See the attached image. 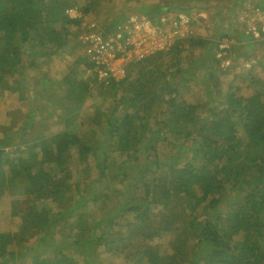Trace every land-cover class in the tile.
Instances as JSON below:
<instances>
[{"label": "trees", "instance_id": "1", "mask_svg": "<svg viewBox=\"0 0 264 264\" xmlns=\"http://www.w3.org/2000/svg\"><path fill=\"white\" fill-rule=\"evenodd\" d=\"M89 1L0 0V80L14 73L13 61L17 59L13 54L15 50L29 47L32 55L34 41L36 47L53 49L52 57L58 49L67 45V34L72 33L78 39V33H88V24L83 26L86 20L81 17L70 19L66 12L77 5L88 14L86 4ZM172 9L171 5L164 6L156 15ZM190 10L194 11L195 8L181 12L189 14ZM231 19L229 22L223 20L222 34L228 40L238 41L243 35L238 21ZM159 29L157 32L163 33ZM225 29H229V32H225ZM223 36L221 32L216 35ZM184 43L190 49L198 50L207 45L195 37ZM79 46L82 54L84 46ZM179 46L175 44L167 51ZM212 50L214 52L205 55V59L211 62L214 70L218 65L216 44ZM179 53L175 51L173 55ZM169 62L170 58L164 59V64L169 68L178 67ZM146 65L156 68L155 72ZM160 68L159 54H152L130 64L123 80L105 88L113 90L128 82L124 98L132 108L131 114L126 111L115 120L105 121L104 117L95 115L97 125L103 122L107 125L106 141L115 142L109 146L108 152V147L100 143L97 148L101 155L96 156L71 131L58 132L49 137V143L38 141L11 156H2L0 152V203L5 195L25 196L46 203L43 208L35 206L26 212L16 210L20 206L18 203L0 209V264H16V257L32 255L28 250L17 252V246L21 245L19 238L32 239L43 233L40 241L45 243L52 231L71 240L65 243L71 244L67 248L63 246L65 244L60 246L67 254L61 253L59 258H55V254H48L42 263L34 264H58L59 260H73L74 252L80 253L81 242L87 247L85 251L97 248L101 253H106L109 249L111 254L108 256L123 258V264H169V254L159 253L167 247L172 250L171 254L178 257L175 264H183L192 254L186 246L188 240L192 242L188 245L196 251L195 264H264V252L258 251L259 247L244 254L246 258H234L237 250L226 249L227 246H236L238 240L242 243L253 242V235H257L255 228L264 225L260 223L264 222V142L252 138L249 132L242 135L249 127H257L254 130L262 127L261 132L264 133V87L246 99L240 108L231 105L219 109L210 114L211 119L206 121H202L204 116L201 114L194 116L191 106L184 104V101L157 118L156 115L146 114L150 104L163 99L157 86ZM241 74L248 80L263 79L264 84V77L261 76L264 72ZM77 92V88L73 89L72 95L65 99L70 106L73 101V111L79 104L80 95ZM178 95H181L180 91ZM75 97H78L76 102ZM208 106L209 103L203 106V112ZM67 111L71 113L68 108ZM29 118L33 123V117ZM150 119H156L151 130H160V136L154 137L148 133ZM241 142L245 147L241 146ZM159 161L160 166L157 165ZM152 165H155L154 173L151 172L147 178L140 175L149 172ZM238 165L244 167V172L236 167ZM219 173L228 175L231 181L243 182L248 194L241 202L226 204L223 211L235 212L225 222L228 231L214 234V224L200 218L209 216L202 210H212L208 201L214 184L222 181L223 174L213 182ZM203 177V180L197 181ZM103 182H107V186L104 187ZM116 186L121 187L124 202L131 206L123 210L117 208L114 213L118 199L111 189ZM63 191L69 194L72 202L61 200ZM49 201L55 204L51 205ZM88 202L93 204L92 209L79 212ZM198 202L197 207L195 203ZM132 209L133 215L129 212ZM15 217L22 222L20 232L1 229V221L7 224ZM152 231L156 234L153 245L146 241V236ZM132 236L136 238L134 242L140 239L144 243L140 249L144 254L127 255ZM203 245H206L204 251L198 254ZM247 247L249 245L245 249ZM245 249L239 250L243 251L242 255ZM85 254L83 252L81 255ZM255 259L259 261L255 262Z\"/></svg>", "mask_w": 264, "mask_h": 264}, {"label": "rangeland", "instance_id": "2", "mask_svg": "<svg viewBox=\"0 0 264 264\" xmlns=\"http://www.w3.org/2000/svg\"><path fill=\"white\" fill-rule=\"evenodd\" d=\"M243 1L109 0L101 2L100 0H91L86 4L88 14L83 12V8L80 10L79 6L75 5V7H71V10L77 12L78 15L73 11L69 12L68 15H77L79 16L77 18L81 17L86 20L87 23L84 22L83 26L85 27L88 24V28H93L89 33L94 34V37L105 41L107 44L111 43V48H114L112 41H115L116 45L121 48L126 47L128 43L134 40L136 41L137 38L130 34L134 30L136 34L140 30H143L148 44H150L153 41L154 36L152 35H154V32L156 31L159 34L157 32L159 27V30L163 32L160 33V37H169L171 46L153 53L159 54L161 68L157 74L159 83L157 86L159 87L158 92L162 94L163 99L157 101L160 102L157 105V102L150 104L146 115H156L158 116L157 118H160L163 112L171 111L172 106L184 101V104L191 106L194 116L201 114L204 116V120L202 119V121H206L211 119L210 114L219 109H224L231 105L240 108L246 103V99H249L253 93L261 90L262 86L264 87L262 83L263 79L248 80L237 68H233L230 71V75L224 74L223 76L218 71L213 70L211 62L205 59V55L214 52L212 49L215 47V44L218 46L220 41L227 40L222 34L224 31L223 20L229 22L232 18L237 22L238 15L236 11L239 4ZM167 5L173 6V9L168 13L156 15L158 10ZM190 8H195V10H190L189 14L181 12L187 11ZM181 13L186 14L189 21L179 30L173 29L171 21L177 14ZM138 18L141 20L139 21ZM157 22H159V25H157ZM218 32H221L223 37H216ZM225 32H229V29H225ZM78 34L80 35L78 39L77 36H72V33L67 34V38L69 37L67 45L58 49L52 57L50 55L53 49L48 50V48L36 47L34 41L32 42L34 54L31 55L29 47L14 51L13 54L17 56V59L13 61L12 69L14 73L10 76H3L0 80V152L2 156H11L17 151L24 150L25 146L29 147V145H33L38 141L49 143V137L58 132L71 131V134L75 135L80 143L87 146L96 156L101 155L97 148L98 144L102 143L108 147L107 152L110 150L109 146L115 144V142L113 144L106 141L107 125L104 122L100 126L97 125L95 115L98 114L100 117H104L105 121H108L121 118L122 114L126 111L131 114L132 108L124 98L125 85L128 82L113 90H106L108 87L106 89L92 88L91 83L87 81L88 67L86 64L88 58L84 54L85 48L82 49L83 53L81 54L79 46H84V40L88 36L84 37V33ZM126 35L127 38H125ZM191 37L200 39L207 45L202 46V50H198L197 48L190 49L183 42ZM231 42L229 51L226 50V53H223L224 57L230 56L227 57L229 60L238 64L241 61L242 55L245 56L252 53L251 48L253 46H250L252 45L251 42L241 35L238 41L233 40ZM240 42L245 43L239 46ZM175 44L181 46L167 51ZM152 45L148 46L150 48L149 51H152ZM254 49L258 50L256 46ZM175 51H179L180 53L174 56ZM207 51L209 53H206ZM168 58H170V64L174 67L178 66L176 69H171L168 65L164 64V59L168 60ZM146 67L153 72L156 70V68H150L148 65ZM210 68L211 70H209ZM261 76L264 77V74ZM76 88L79 91L77 93L80 95V98L76 110L73 111V101L70 106L65 99L69 98L73 93V89ZM178 91L181 92L180 96H177ZM230 96H232V99H230ZM75 99L76 102L78 97H75ZM207 103H209V106L203 112V106ZM67 108L71 110V113H68ZM30 116L33 117V123L29 121ZM154 121L153 119L149 120L150 128L148 133L154 137L160 136V130H151ZM256 128L249 127L242 135L249 132L252 138H257L264 142V133L261 132L262 127L260 130H254ZM238 133L240 134V132ZM107 135L110 138L112 137L109 133ZM241 146L245 147L243 142H241ZM157 165L160 166L161 162L159 161ZM154 166H150L149 169L151 170L149 172L141 173L140 175L144 178L149 177L151 172L154 173ZM221 167L222 165L219 168ZM236 167H239L244 172L243 166L238 165ZM234 168H230V170ZM221 174L223 173H219L218 176L214 177L213 182L217 181ZM203 179L204 177L197 181L200 182ZM221 180L217 184H214L211 198L208 201L212 205V210H202L209 216L200 218V220L204 219L214 224V229L212 230L214 234L227 233L228 231L225 222L235 212L223 211L226 204L228 202H241L248 194V188L245 187L243 182L239 180L231 181L226 174L222 175ZM106 184L107 182L102 183L104 187L107 186ZM122 188L125 189L124 187ZM111 192L118 199L114 213L117 208L123 210L131 206H127L124 202L125 197L121 195V187L116 186L111 189ZM60 196L63 202L73 201L65 191L61 192ZM49 202L51 205L55 204L53 201ZM16 203L20 205L16 210L23 212L35 206L43 208L44 204H46L45 202L42 204L33 198L25 196L9 197L5 195L1 198L0 209L9 208L12 204ZM195 206L198 207L199 202L195 203ZM92 207L93 204L88 202L78 211H88ZM216 210L219 212H216ZM132 211L133 209L129 211L131 215L134 213ZM220 214L221 216L218 217ZM13 220L15 221L14 224L12 223ZM13 220L7 224L1 221V229H9L14 233L20 232L22 230V222L18 217H15ZM221 222L222 224L220 225ZM254 232L257 235H253L251 239L253 242L242 243L238 240L236 246L226 247L229 251L232 249L237 250L234 258H246L244 254H248L249 251L258 249V247L260 248L258 251L264 252V225L255 228ZM42 235L43 233H40L32 239L26 240L19 238L21 245L17 246V252L28 250L32 255L16 257V264L42 263L48 258V254H55V258H59L61 253L67 254L60 246L70 243V239H65L62 235L52 231V234L46 238L45 243H41L40 239ZM155 237V231H152L150 235L146 236V241L153 245L156 242ZM135 239L134 236L131 237L129 243L130 249L127 251L128 256L144 254L140 252L144 243L140 239L134 242ZM235 239L236 237L233 236V240ZM187 242L189 245L192 244L189 240ZM82 243H80L78 251L81 254L86 252L85 255H81L75 251V259L59 260L58 264H123L125 262L123 258L120 260L109 257L108 255L111 254V251H107L106 253H101L96 249L85 251L87 247L83 246ZM188 244L186 246L192 254L183 261V264H195L194 254H196V251ZM68 245L71 244L63 246L67 248ZM248 245L249 247L245 249ZM205 246H200L201 249L198 254H202ZM243 249L245 251L242 255L243 251L239 250ZM159 253L162 255L169 254L167 255L169 264H175L178 261V257L171 254L172 250L170 248L164 247ZM254 261L257 262L259 259H255Z\"/></svg>", "mask_w": 264, "mask_h": 264}, {"label": "built area", "instance_id": "3", "mask_svg": "<svg viewBox=\"0 0 264 264\" xmlns=\"http://www.w3.org/2000/svg\"><path fill=\"white\" fill-rule=\"evenodd\" d=\"M70 8L66 13L68 18L77 19V12ZM74 12L77 15L69 16V12ZM238 18V25L243 37L251 42L258 50L264 52V0H244L239 4L236 11ZM189 21L186 14H177L176 18L172 21V26L179 30L184 24ZM93 29V28H91ZM84 33L86 38L84 44V54L88 58L87 62V81L91 83L93 87H109L110 85L121 80L125 75V70L128 65L136 63L153 54L158 50L167 48L169 43V37H160V33L154 32L153 41L148 44L145 33L141 30L138 34L135 30L132 34L137 40L128 43L124 48L116 45L115 41H112L114 48H111V43L107 44L105 41L94 37V34ZM153 44L152 51H149V45ZM232 44L229 40L220 41L218 45V53L216 58L219 60L217 71L219 74L230 75V71L233 68H237L242 73L262 74L264 72V60L262 57L256 56L249 60L240 61L238 64L234 63L223 56V53ZM91 63V65H89ZM226 76V75H225Z\"/></svg>", "mask_w": 264, "mask_h": 264}, {"label": "clouds", "instance_id": "4", "mask_svg": "<svg viewBox=\"0 0 264 264\" xmlns=\"http://www.w3.org/2000/svg\"><path fill=\"white\" fill-rule=\"evenodd\" d=\"M176 16H177V15H176ZM187 17H188V16H187ZM175 18H176V17H175ZM175 18H174V19H175ZM174 19H173V20H174ZM173 20H172V21H173ZM172 21H171V25H172ZM184 25H185V24H184ZM184 25H183V26H184ZM172 27H173V26H172ZM173 29H175V28L173 27ZM141 31L144 32L143 30H141ZM227 40H228V39H227ZM219 45H220V44H219ZM252 45H253V44H252ZM170 46H171V44H170L168 47H170ZM230 46H231V45H230ZM230 46H229V48L227 49V51H229ZM239 46H241V45H239ZM168 47H167V48H168ZM217 47H218V46H217ZM254 47H255V46L253 45V48H251V51H252L251 54H249V55H245V56L242 55V57H241V61L249 60V59H251V58H253V57H256V56H259V55H260V56L262 57V59L264 60V52L262 51L263 54H261V52H260L259 50H255ZM167 48H165V49H167ZM217 53H218V50H217V52H216V55H217ZM224 53H226V52H224ZM151 55H152V54H151ZM216 55H215V58H216ZM149 56H150V55H149ZM149 56H147V57H149ZM147 57H146V58H147ZM227 57H230V56H225V58H227ZM146 58H144V59H146ZM144 59H142V60H144ZM227 59H228V58H227ZM142 60H141V61H142ZM216 60L218 61V65H219V60H218L217 58H216ZM139 62H140V61H139ZM136 63H137V62H136ZM132 64H133V63H132ZM218 65H217V67H218ZM128 66H129V65H128ZM217 67H216V68H217ZM127 68H128V67H127ZM127 68H126V70H125V75H124V77H123L121 80H123V79L126 77ZM216 68H215V69H216ZM215 69H214V70H215ZM121 80H119V81H121ZM119 81H117V82H119ZM117 82H116V83H117ZM92 88L104 89V88H106V87H93V86H92ZM94 249L97 250V248H94ZM108 250H109V249H107V251H108ZM98 251H99V250H98Z\"/></svg>", "mask_w": 264, "mask_h": 264}, {"label": "flooded vegetation", "instance_id": "5", "mask_svg": "<svg viewBox=\"0 0 264 264\" xmlns=\"http://www.w3.org/2000/svg\"><path fill=\"white\" fill-rule=\"evenodd\" d=\"M243 37V36H242ZM244 38V37H243ZM245 42H240L239 45L244 44ZM234 62V61H233ZM235 63V62H234ZM218 68V67H217ZM217 68L215 69L217 71ZM224 76V75H223Z\"/></svg>", "mask_w": 264, "mask_h": 264}]
</instances>
